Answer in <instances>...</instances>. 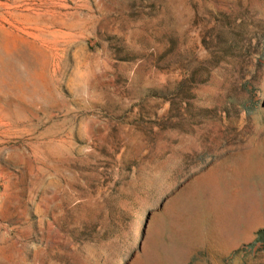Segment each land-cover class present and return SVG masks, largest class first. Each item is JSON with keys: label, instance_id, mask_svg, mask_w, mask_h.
<instances>
[{"label": "rangeland", "instance_id": "1", "mask_svg": "<svg viewBox=\"0 0 264 264\" xmlns=\"http://www.w3.org/2000/svg\"><path fill=\"white\" fill-rule=\"evenodd\" d=\"M214 1L0 0V264H56L65 210L125 176L150 192L127 264H264V82L211 128L171 106L176 33Z\"/></svg>", "mask_w": 264, "mask_h": 264}, {"label": "trees", "instance_id": "2", "mask_svg": "<svg viewBox=\"0 0 264 264\" xmlns=\"http://www.w3.org/2000/svg\"><path fill=\"white\" fill-rule=\"evenodd\" d=\"M173 56L171 106L181 128L194 132L241 114L250 117L264 82V0L205 4L188 30L177 31ZM128 181L117 179L101 193L97 209L82 218L74 208L65 210L62 227L70 246L55 253L56 264H127L136 212L150 198Z\"/></svg>", "mask_w": 264, "mask_h": 264}]
</instances>
